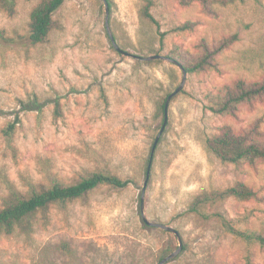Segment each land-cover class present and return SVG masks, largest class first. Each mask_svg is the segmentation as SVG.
<instances>
[{
    "label": "rangeland",
    "instance_id": "obj_1",
    "mask_svg": "<svg viewBox=\"0 0 264 264\" xmlns=\"http://www.w3.org/2000/svg\"><path fill=\"white\" fill-rule=\"evenodd\" d=\"M40 0H17L0 8V201L8 185L25 192L27 182H47V171L72 182L96 169L130 180L124 188L102 185L86 201L51 205L29 236H0V264H158L175 250L177 237L144 223L141 189L153 141L162 125L158 104L180 84L174 63L133 55L196 54L203 43L229 44L202 71L187 72L169 102L167 123L156 145L144 194V214L178 230L183 249L166 264H264V249L229 233L219 217L239 229L264 225V160L221 162L204 140L230 126L234 133H264V97L238 105L234 114L207 108V93L236 80L264 77V0L214 4L153 0L157 24L142 19V0H112L105 27L102 0H64L43 43L28 40L30 12ZM192 21V28L177 27ZM37 97L41 112L23 110ZM59 100L56 112L54 100ZM12 136L4 129L14 121ZM96 151L98 156H93ZM237 182L254 198L228 197L188 212L196 195ZM66 243L68 250L61 247Z\"/></svg>",
    "mask_w": 264,
    "mask_h": 264
},
{
    "label": "trees",
    "instance_id": "obj_2",
    "mask_svg": "<svg viewBox=\"0 0 264 264\" xmlns=\"http://www.w3.org/2000/svg\"><path fill=\"white\" fill-rule=\"evenodd\" d=\"M17 0H0V8L7 7L9 11ZM139 14L142 19L157 24L156 19L151 13L153 0H142ZM182 6L191 5L193 2H199L204 11L208 14L215 13L214 4L225 5L233 3L236 0H177ZM64 0H40L30 12L28 40L31 45L43 43L52 28V16L62 5ZM109 7L112 0H107ZM193 22L178 26V29L192 28ZM230 40L227 38L220 39L213 45L203 43L201 51L196 54L185 52L180 55L176 52H170V58L181 64L186 72L202 71L212 65L213 55L228 45ZM158 54V53H155ZM167 97V96H166ZM166 97L159 102L158 111L164 114V103ZM264 97V77L254 82L236 80L231 84L223 86L216 92H209L206 95L208 109L217 114H234L241 103L251 102L256 98ZM23 110H36L41 112L42 104L37 97H33L27 102L21 101ZM55 111L60 107L59 100H54ZM18 113L13 122L9 123L4 129V134L8 140L12 136L15 124L19 122ZM206 152L221 162L233 164L254 163L264 160V133L255 131L254 128L234 133L230 126H224L220 132L207 136L204 140ZM93 156H98L96 151H91ZM47 182L33 183L27 182V190L22 192L17 190L12 184L8 185V194L1 198L0 201V236L12 235L14 233L29 236L34 230L38 217L47 218L51 205L66 206L74 200L86 201L90 192L96 188L107 185L112 188H124L130 180L122 179L102 169H96L77 178L72 182H63L48 171L46 173ZM255 192L242 182L226 187L224 189H213L199 193L190 202L188 212L194 213L200 217H206L205 210L228 197H234L240 200L254 198ZM264 198V196H263ZM219 217L225 229L232 235L240 238L247 244L258 245L264 249V225L260 230L239 229L220 214ZM61 247L68 250L66 243ZM161 259V258H160Z\"/></svg>",
    "mask_w": 264,
    "mask_h": 264
},
{
    "label": "water",
    "instance_id": "obj_3",
    "mask_svg": "<svg viewBox=\"0 0 264 264\" xmlns=\"http://www.w3.org/2000/svg\"><path fill=\"white\" fill-rule=\"evenodd\" d=\"M102 2L104 4V8H105V27H106V31L108 33V36H109V39H110L112 45L119 52H121L123 54H130L129 52H127L125 50H122L116 44V41L114 39V36L112 35L111 30H110V27H109L110 7H109V4H108L107 0H102ZM133 56L136 59L143 60V61H149V60H153V59L167 60V61H170V62L176 64L181 69V72H182V78H181L180 84L176 87V89L174 91L170 92L167 95L166 99H165V103H164V115H163L162 125H161V127H160V129H159V131H158V133H157L154 141H153L152 147H151L150 157H149V162H148L147 172H146V178L144 180V183H143V186H142V189H141V195H140V212H141V218L144 221V223L147 224V225H149V226H154V227L163 229L165 231L171 232V233H173L177 237V240H178V246H177V248L175 250H173L172 252L168 253L167 255H165L164 257H162L159 260V262H158V264H166L167 262L175 259L180 254V252L183 249L182 240H181V237L179 235L178 230H176L175 228H173L171 226H168V225H166L164 223H161V222H151V221H149L146 218V216L144 214V194H145L146 184H147V180H148V176H149V172H150V166H151L153 154H154L156 145H157V143L159 141V138L162 135L163 130L165 128V125L167 123V110H168V105H169L170 99L182 89V87L184 85V82H185V79H186L187 72L181 66V64H179L174 59H172V58H170V57H168L166 55H162V54H152V55H147V56H139V55H133Z\"/></svg>",
    "mask_w": 264,
    "mask_h": 264
}]
</instances>
